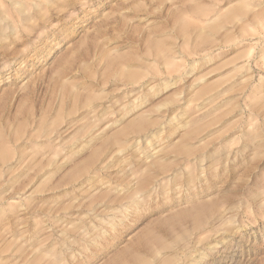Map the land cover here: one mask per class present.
Returning <instances> with one entry per match:
<instances>
[{"label": "rangeland", "instance_id": "374dc122", "mask_svg": "<svg viewBox=\"0 0 264 264\" xmlns=\"http://www.w3.org/2000/svg\"><path fill=\"white\" fill-rule=\"evenodd\" d=\"M0 264H264V0H0Z\"/></svg>", "mask_w": 264, "mask_h": 264}]
</instances>
